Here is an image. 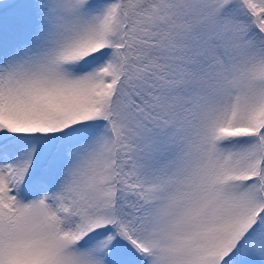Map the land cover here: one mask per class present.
<instances>
[{"label":"snow or ice","instance_id":"snow-or-ice-1","mask_svg":"<svg viewBox=\"0 0 264 264\" xmlns=\"http://www.w3.org/2000/svg\"><path fill=\"white\" fill-rule=\"evenodd\" d=\"M0 264H264V0H0Z\"/></svg>","mask_w":264,"mask_h":264}]
</instances>
